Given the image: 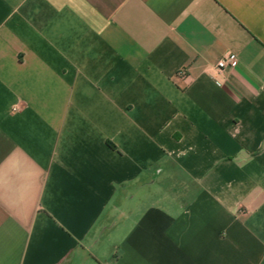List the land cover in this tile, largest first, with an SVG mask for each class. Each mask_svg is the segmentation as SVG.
I'll return each mask as SVG.
<instances>
[{
  "label": "crops",
  "instance_id": "obj_1",
  "mask_svg": "<svg viewBox=\"0 0 264 264\" xmlns=\"http://www.w3.org/2000/svg\"><path fill=\"white\" fill-rule=\"evenodd\" d=\"M0 264H264V0H0Z\"/></svg>",
  "mask_w": 264,
  "mask_h": 264
},
{
  "label": "built area",
  "instance_id": "obj_2",
  "mask_svg": "<svg viewBox=\"0 0 264 264\" xmlns=\"http://www.w3.org/2000/svg\"><path fill=\"white\" fill-rule=\"evenodd\" d=\"M237 62L238 60L234 53H227L216 62L213 69L217 76V79L215 80L217 85H221L224 78V71L234 69L237 65ZM177 75L178 77H184L185 71L181 70Z\"/></svg>",
  "mask_w": 264,
  "mask_h": 264
}]
</instances>
